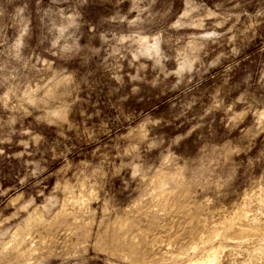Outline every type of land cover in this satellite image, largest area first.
<instances>
[{"label": "rangeland", "instance_id": "1", "mask_svg": "<svg viewBox=\"0 0 264 264\" xmlns=\"http://www.w3.org/2000/svg\"><path fill=\"white\" fill-rule=\"evenodd\" d=\"M212 251L264 264V0H0V264Z\"/></svg>", "mask_w": 264, "mask_h": 264}, {"label": "bare ground", "instance_id": "2", "mask_svg": "<svg viewBox=\"0 0 264 264\" xmlns=\"http://www.w3.org/2000/svg\"><path fill=\"white\" fill-rule=\"evenodd\" d=\"M31 218L39 219L40 218V213L38 211H34L31 214ZM244 226H241L239 229L234 231V236L235 237H243L244 236V234L242 232V229L244 228ZM258 233H259V231L257 229H254V228L250 229V234L254 235V234H258ZM216 259H217V257L215 255V253L212 251V252L207 253L205 255L204 259H202L201 261H192L190 264H214Z\"/></svg>", "mask_w": 264, "mask_h": 264}]
</instances>
